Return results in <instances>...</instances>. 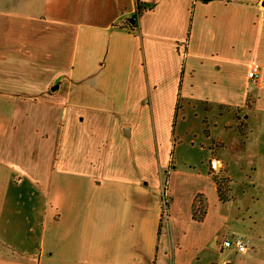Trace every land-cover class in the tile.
Wrapping results in <instances>:
<instances>
[{
  "label": "crops",
  "instance_id": "0c3cea01",
  "mask_svg": "<svg viewBox=\"0 0 264 264\" xmlns=\"http://www.w3.org/2000/svg\"><path fill=\"white\" fill-rule=\"evenodd\" d=\"M183 106L217 173L234 111L264 158V0H0V264H201L223 229L248 249L207 264H264L210 165L171 167ZM177 176L207 187L180 194Z\"/></svg>",
  "mask_w": 264,
  "mask_h": 264
},
{
  "label": "rangeland",
  "instance_id": "374dc122",
  "mask_svg": "<svg viewBox=\"0 0 264 264\" xmlns=\"http://www.w3.org/2000/svg\"><path fill=\"white\" fill-rule=\"evenodd\" d=\"M126 22H128V19ZM228 110L230 109H226V112H228ZM196 112L197 111H195L194 108L189 106H183L178 111L175 125L176 141L173 152V164L171 167H177V169L183 171H195L197 173L199 171L206 172L210 165L211 176L214 179L217 178L223 182L222 191L224 200H222V203H224V212H233L234 217L245 218V224L247 227L251 228L255 237L252 240L253 243L255 245H258V243H264L259 239L262 237L264 240V165L259 164V166H257L259 171H255V169L251 167V162L255 161L256 163H260L264 158L259 155L256 156L252 150H250L252 155L245 151V143L252 144L253 139L249 138V140L251 139L249 142L248 139H246V137L243 138V135L241 134H245L248 131V126L243 120L242 111L240 115H238V112L240 111L237 113L234 111L227 115L229 119L232 117L234 126L236 125V129L241 133L239 136L237 132L228 130L221 134L229 145L228 155L231 158V165L228 167L230 169H223L219 173H217V169L220 168H217V164L214 168V160L211 161L209 159L212 155L204 144V123L201 116L197 115ZM251 134L253 135V132H251ZM253 137L256 139L257 133L256 136L254 135ZM218 144L219 142L217 143L214 141L212 147L216 149V147L219 146ZM254 150L257 151L255 147ZM162 177L165 178L164 173H162ZM176 178L182 181H177L175 185L177 192L180 194L187 195L191 190H194L199 186L207 187L204 183L203 185H200L195 180L185 179V177L182 176H177ZM166 183L165 180V185ZM208 191H210L209 188ZM167 198L169 199L168 196ZM206 198V195L197 198L194 207L197 216L204 217L206 215L208 210V202ZM162 221L166 226L171 223V220L166 222L162 219ZM245 232H247L246 229ZM226 234V229H223L218 236L211 241L209 248L204 253V260L201 264H207L209 260L221 261L225 258L232 260H236V258L237 260L239 258L241 259V254L238 255L234 249L220 250ZM260 254H262L261 256L264 258V251ZM241 264H245V261H241Z\"/></svg>",
  "mask_w": 264,
  "mask_h": 264
},
{
  "label": "built area",
  "instance_id": "2783aa9c",
  "mask_svg": "<svg viewBox=\"0 0 264 264\" xmlns=\"http://www.w3.org/2000/svg\"><path fill=\"white\" fill-rule=\"evenodd\" d=\"M261 75V69L257 65H253L249 71V79L252 82H257ZM213 167H216V161H213ZM162 219L166 222L171 220L170 200L164 195L162 199ZM222 247L226 249H235L240 252H245L248 249L247 240L243 235H236L232 238H225Z\"/></svg>",
  "mask_w": 264,
  "mask_h": 264
},
{
  "label": "trees",
  "instance_id": "16d2710c",
  "mask_svg": "<svg viewBox=\"0 0 264 264\" xmlns=\"http://www.w3.org/2000/svg\"><path fill=\"white\" fill-rule=\"evenodd\" d=\"M125 27H128V29H130L131 31L132 30H135L137 25H136V22H133V23H126V25H124ZM176 141V140H174ZM175 144V143H174ZM216 182H217V186H218V192H219V196L221 198V200H224L223 198V191H222V187H223V182L217 178H215ZM166 181H167V178H166ZM196 205V204H195ZM205 215V214H204ZM194 218L196 220H202L203 219V216H197L196 213H195V208H194Z\"/></svg>",
  "mask_w": 264,
  "mask_h": 264
},
{
  "label": "bare ground",
  "instance_id": "6f19581e",
  "mask_svg": "<svg viewBox=\"0 0 264 264\" xmlns=\"http://www.w3.org/2000/svg\"><path fill=\"white\" fill-rule=\"evenodd\" d=\"M217 164H218V167L220 166V164L217 162Z\"/></svg>",
  "mask_w": 264,
  "mask_h": 264
}]
</instances>
